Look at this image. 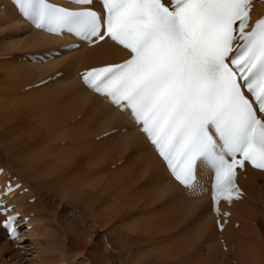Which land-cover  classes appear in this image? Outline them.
<instances>
[{
	"label": "bare ground",
	"instance_id": "obj_1",
	"mask_svg": "<svg viewBox=\"0 0 264 264\" xmlns=\"http://www.w3.org/2000/svg\"><path fill=\"white\" fill-rule=\"evenodd\" d=\"M59 42L32 31L7 0H0V156L14 161H0V167L29 189L10 200L22 217L30 216L31 231L24 239L46 236L57 204L64 201L79 205L85 221L92 229L98 227L97 232L86 230L71 215L58 219L69 244L59 240L36 252L28 264H65L64 259L74 264H148L152 255L158 259L171 252L157 247L160 239L153 242L148 234L158 236L191 218L182 229V246L199 241L205 264H261L264 175L247 173L241 179L246 197L231 206L229 223L217 233L207 197L187 196L127 116L80 84L79 70L115 62L122 52L104 43L62 54L47 64L21 61L22 54L45 51ZM57 72L63 76L34 88ZM26 87L30 90L19 97ZM113 130L116 133L100 138ZM60 143L66 147L59 148ZM44 193L53 194L57 204L42 199ZM33 197L35 202L27 204ZM39 226H44L41 233ZM4 236L0 228V264L5 255L6 263L17 260L13 248L22 243ZM54 255L57 259H50Z\"/></svg>",
	"mask_w": 264,
	"mask_h": 264
},
{
	"label": "snow or ice",
	"instance_id": "obj_2",
	"mask_svg": "<svg viewBox=\"0 0 264 264\" xmlns=\"http://www.w3.org/2000/svg\"><path fill=\"white\" fill-rule=\"evenodd\" d=\"M12 3L40 32L124 51L122 62L82 72V83L127 116L190 196L201 194L208 170L215 208L240 197L238 168L264 170V15L252 19L253 0ZM21 187L9 179L0 188L10 240L19 238L20 215L7 197Z\"/></svg>",
	"mask_w": 264,
	"mask_h": 264
},
{
	"label": "rangeland",
	"instance_id": "obj_3",
	"mask_svg": "<svg viewBox=\"0 0 264 264\" xmlns=\"http://www.w3.org/2000/svg\"><path fill=\"white\" fill-rule=\"evenodd\" d=\"M10 61H11L12 64L16 63V60H10ZM0 79H1V76H0ZM28 91L29 90H27V91L22 90L21 92H18L17 95L20 97L24 93H27ZM57 146L59 148L66 147L65 143L57 144ZM8 158H9V160H7ZM0 161H2L3 163H6V164H8L9 162L10 163L14 162L13 158L11 156H8V157H1L0 156ZM110 170H112V168H110ZM46 179H47V182H48L49 178H46ZM42 199H45V201L48 200V201H51V202L57 204L56 197L53 194L47 195V193H44L43 196H42ZM33 203H27V204L31 205ZM57 205H59V207H57L58 208V212L56 214L54 212L55 215L52 217L51 221L49 220L48 225H47V226H49L48 229L51 232L49 231V233L46 236H43V237H39V235L34 237V234H33V237H27L26 239H24V241L26 240L27 242L25 243V246L22 249L18 250V248L17 249L13 248V250L15 252L18 251L17 255L19 256V258H17V260L15 259L16 261L14 260V262L13 261L9 262V263L7 262L8 264L15 263L20 258H22L23 260L19 261V264H28V262L33 258V255H36L38 252L43 251L44 248L45 249H49L50 247H52L56 243H58L59 240L61 241L62 239L63 240L65 239V245H68L69 243L66 240L67 238L62 235L63 232L60 229V224L59 223L57 224V222H58L57 220L60 219V218L61 219L68 218V216L71 215V216H73L72 219L77 220L79 222V225L80 226L82 225L84 227V229H86V230L90 229V231L91 230L94 231V229H95L96 232L98 231V227L92 229L93 227H91V225L88 222L85 221V215L80 211L79 205L73 206L72 204H69L68 202H65V201L62 202V203L60 202V204H57ZM79 212L82 213V216H79ZM153 213H155V211H153ZM148 214H150V213H148ZM143 215H146V213H144ZM192 219L193 218H191L187 222L183 223L182 225L174 226L176 228V230H175V228L174 229L172 228L173 230L171 229V231H167L165 233H161L160 235L155 236V237L153 235H151V234H148L153 239V242H156L158 239H160L155 244L159 243V244H162V245L158 244L157 247H159V248L161 247V248H164V250H170L171 251L170 255L160 256L158 259H154V255H152L151 257L148 258V262H149L148 264H183V263H185V264H194V263L195 264H205V257H203V253L205 254V252L202 249H200V246H199L200 242L199 241H197V243H194L189 248H185V247L182 246V238L184 236V232H183L182 229L185 226H187L189 224V222H191ZM145 222L147 223L148 220L145 221ZM43 227L41 229V226H39L38 230H40V229L43 230ZM41 230L39 231L40 233H41ZM144 230H145V228H144ZM22 243H23V241H22ZM34 246H36V247H34ZM262 248H263V250H262V253H263L262 261L263 262L262 263L264 264V243L262 244ZM107 249L109 250V247H107ZM55 255H57V254H55ZM55 255L50 257V259H52V260L57 259L55 257ZM7 258H8V255H5L4 259L1 262V264H3V263L7 264L6 263ZM76 261H77V259H76ZM64 263L65 264H74L71 260L69 262V260H66V259H64Z\"/></svg>",
	"mask_w": 264,
	"mask_h": 264
}]
</instances>
